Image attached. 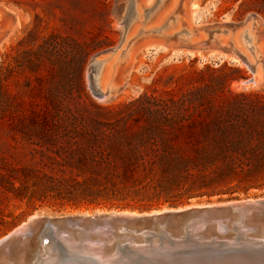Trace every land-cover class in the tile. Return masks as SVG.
<instances>
[{
    "label": "trees",
    "instance_id": "16d2710c",
    "mask_svg": "<svg viewBox=\"0 0 264 264\" xmlns=\"http://www.w3.org/2000/svg\"><path fill=\"white\" fill-rule=\"evenodd\" d=\"M240 5L264 15V0ZM94 49H64L74 80L65 74L64 91H51L42 114L21 123L29 162L0 173L1 194L27 210L142 211L264 189V94L233 91L228 84L239 75L224 78L205 65L178 76L183 89L99 105L80 76ZM64 96L76 99L62 103Z\"/></svg>",
    "mask_w": 264,
    "mask_h": 264
},
{
    "label": "rangeland",
    "instance_id": "374dc122",
    "mask_svg": "<svg viewBox=\"0 0 264 264\" xmlns=\"http://www.w3.org/2000/svg\"><path fill=\"white\" fill-rule=\"evenodd\" d=\"M130 1L132 0H0V173H13V169L21 163L29 162L30 148L20 139L18 131L21 123L42 114L51 91H64L66 75L73 79L77 67L74 72L66 71L67 63L63 53L67 45H95V49L85 59L80 76L89 99L99 105L116 106L135 100L144 92L157 94L178 85L183 89L187 86V81L177 82L178 76L189 68L200 69L205 65L224 78L239 75L228 84L233 91L264 94L263 14L245 10L247 5H240L241 0H161L155 11L150 13L153 16L148 14L146 17L128 19L127 8ZM155 2L157 0H133L138 13L140 8L150 7ZM173 9H176L174 15H177V21L173 27L163 29L185 32L186 27L191 25L196 28V34L192 36L198 37L190 42L196 43V48H182L180 54H175L176 48L183 47L184 43L170 40L163 47L152 50L155 45L160 44L158 41H164L162 33L150 30L139 33L127 47L125 68L121 70L118 67L112 72V77L119 83L117 90L102 101L95 99L86 79L91 58L118 44L123 47L138 28L148 29L158 25ZM249 15L257 20L252 41L254 54L263 58V67L258 62L252 72L246 64L232 58L230 49L202 45L208 38L210 29L227 27L228 32L215 33L221 39L220 45H228L224 40L231 36L239 47L238 33L251 24L250 21L244 25L242 23ZM242 48L251 57L245 47ZM116 53L104 62L105 66L100 72L103 75L102 82L110 74ZM72 85L74 87L75 82ZM75 99L76 97L68 99L64 96L62 103ZM262 196L264 189L251 190L247 195H239L237 198ZM222 200L225 199L211 197L191 200L189 203ZM164 206L168 205L156 208ZM99 210L112 209L65 208L58 211L43 205L38 209L27 210L23 202L0 193V238L32 213L91 214Z\"/></svg>",
    "mask_w": 264,
    "mask_h": 264
},
{
    "label": "water",
    "instance_id": "95a60500",
    "mask_svg": "<svg viewBox=\"0 0 264 264\" xmlns=\"http://www.w3.org/2000/svg\"><path fill=\"white\" fill-rule=\"evenodd\" d=\"M196 45L184 43L175 54ZM202 45L229 50L209 36ZM118 47L88 65V88L99 101L108 88L95 82L94 66ZM0 264H264V196L142 211L32 213L0 238Z\"/></svg>",
    "mask_w": 264,
    "mask_h": 264
},
{
    "label": "bare ground",
    "instance_id": "6f19581e",
    "mask_svg": "<svg viewBox=\"0 0 264 264\" xmlns=\"http://www.w3.org/2000/svg\"><path fill=\"white\" fill-rule=\"evenodd\" d=\"M160 2H161V0H157V2H155L150 7H146L144 9L140 8V11L138 13V11L136 10V8L133 4V0L130 1L129 6L127 8V14L129 17L128 19H131L132 17L133 18L134 17H137V18L146 17L148 14L153 16L150 13L153 10L155 11V8H157V6L160 5ZM175 11H176V9H173L172 12L170 14H168L163 19V21H160V23L158 25H156L152 28L151 27H149L148 29L138 28L135 31L136 33H134L133 37L128 39L123 47L120 44V47L116 48L113 52H111L110 54H108V55H106V56H104V57H102L96 61V64L94 66V72H93L94 80L101 87H103L105 89L108 88V95L115 92L117 90L118 84H119L118 81L112 77V72L118 67H121L122 68L121 70H123L125 68L124 63H125L127 56H128V48L127 47L129 45L130 41L139 33L147 32L148 30L153 31V32H158V33L161 32L162 36L164 38V41L163 40L158 41V43H160V44L155 45L156 48L163 47L164 44L168 43L170 40H174L175 42L190 43V40L197 39L198 36H195V37L192 36V35L196 34V28L192 27L191 25H190V27H186L185 32H182V31L171 32V31L165 30L166 29L165 27H167V29L171 28V27H173L174 22L177 21V15H174ZM139 20H142V19H139ZM147 20H148V18H147ZM147 20H144V21H147ZM248 21H250L251 24L245 26L244 29L238 33L237 42L240 43L239 47L232 40L231 36L227 40L225 39L224 41H226L228 43L229 49L232 52V58L235 60H238L241 63L246 64L249 68L252 67L253 71H254L255 65L258 62H260L261 66L263 67V58H261L260 55L256 56V54H254L255 47H254V43L252 42L253 41V34H254L253 30L257 25V20L254 16H249L242 22L243 25L245 23H247ZM145 23L146 22H144V24ZM163 28H165V29H163ZM183 29H185V28H183ZM228 31H229V29L227 27H225L223 29H221L220 27H217V28H214V29H211L210 31H208V36H209L211 41H216V42L220 43L221 39L218 36V34H215V33L216 32H228ZM249 31H251V32H249ZM242 47H245L246 51H248L251 54V57L247 53L242 51L243 50ZM114 53H116L117 55L115 57L116 59H115L114 63L112 64L113 66L110 69V74L102 82L103 75L100 74L101 69L105 66L104 62L110 56H112ZM111 84L114 85V88H111V86L109 87V85H111ZM33 214L35 215L38 213H33Z\"/></svg>",
    "mask_w": 264,
    "mask_h": 264
}]
</instances>
